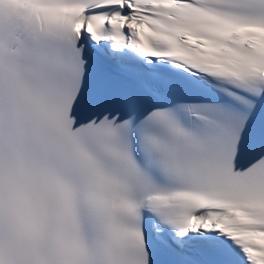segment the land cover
<instances>
[{
    "label": "snow or ice",
    "instance_id": "obj_1",
    "mask_svg": "<svg viewBox=\"0 0 264 264\" xmlns=\"http://www.w3.org/2000/svg\"><path fill=\"white\" fill-rule=\"evenodd\" d=\"M0 264H264V0H0Z\"/></svg>",
    "mask_w": 264,
    "mask_h": 264
}]
</instances>
